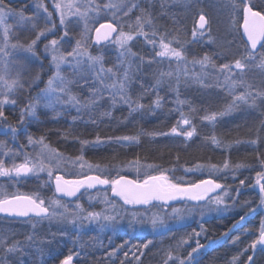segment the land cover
I'll use <instances>...</instances> for the list:
<instances>
[{
  "label": "snow or ice",
  "instance_id": "snow-or-ice-1",
  "mask_svg": "<svg viewBox=\"0 0 264 264\" xmlns=\"http://www.w3.org/2000/svg\"><path fill=\"white\" fill-rule=\"evenodd\" d=\"M240 3L243 13V35L246 37L243 50L234 59L217 63V59H220L222 54L204 53L202 56H193L191 59L187 54V45L189 43H199L200 38L207 36L208 43L214 42L211 37L209 21L203 13L199 14L198 21L192 29L191 41H181L178 36L169 38L171 34L160 32L154 24L151 12L141 7L140 0H115V2L109 0L108 3H104L102 6L95 3V0H53V8L59 16L58 26L53 21V12L49 11L48 7L42 2L35 5L36 11L32 15H26L24 8L15 9L12 7V0H0V124L4 125L0 126V134L11 135L15 138L22 131L21 128L8 124V115L5 111L6 106L16 107L19 104L17 93L20 92H27L29 95L25 96V103L20 107L17 121L19 125L25 123L26 117H34L38 106L54 108L59 104H68L79 113L82 110L98 106L106 98L105 94H107V99L113 106L122 103L128 106L130 112L146 109L154 113L164 104V97L159 94V88L164 83V78H172L174 75L176 87L173 90L177 93L175 103L179 106L189 104L188 101L179 99L181 78H184L185 83L188 80H194L202 86H207L205 81L209 76L214 75L216 85L225 89L232 97L231 102L226 104L223 110L211 113L205 112L199 117L201 121L215 122L218 117L236 109L240 103L254 105L258 97H264V91L253 90L251 85L246 84L243 77L246 72L252 70L264 72V7L257 10V5L251 4L250 0H240ZM101 7L112 12L113 23L101 24L95 30L97 43L99 42L101 29L107 28L108 31L104 34V38L109 39L112 33H116L112 42L120 49L117 57L118 62L111 67H105L102 56H94L86 50L87 43L83 36L76 39L73 45L70 34L69 25L79 23L81 19L85 21V32H87L89 13L101 10ZM41 9L46 15L41 16ZM137 12L139 14L135 15ZM133 15H135V20L133 23L127 24L128 30L125 31L121 20L123 18L130 19ZM10 19L12 23H8ZM40 20H43V28L39 27L38 22ZM17 30L33 31L35 37L30 41L21 42ZM57 30L62 33L59 38L48 40V36H55ZM138 37H143L146 43L152 45L154 57L161 58V61L167 59L169 64L174 62L178 71L175 74L172 71L161 72L155 83L147 87L141 82L140 87L143 92L133 99L130 89L135 81L130 71L133 64L130 57H135L136 54L131 51L130 42ZM42 38L47 40V43L44 44V55L46 59L50 56L49 68L53 71L47 79L45 87L40 89L35 97H32L30 95L31 88L41 82V73L38 71L31 79H24L23 73L28 70V66L20 62L14 54H23L26 60L36 62L39 59L36 48ZM10 57L11 59H9ZM137 59L141 63L151 64L154 62V58L145 60L144 57H137ZM124 65H127V67ZM10 66L17 68L14 77L9 75ZM197 66H199V71L196 70ZM42 68L41 62V70ZM65 68L71 69L74 79L62 74ZM73 85L88 89V97L82 100L79 96L74 95L72 93ZM237 88H243L244 90L237 93ZM150 90L154 95V99L145 106L141 101L149 94ZM174 111L179 112V118L168 132L153 131L146 134L150 136L183 137L185 141L198 135V129L194 123L197 109L189 104L187 113L183 111L182 107L174 109ZM102 115H111V113L104 112ZM262 127H264V124H262ZM258 138L250 141V143H258ZM109 139H114L116 142H139V135H124L110 137ZM207 139L217 147L222 144V141L214 133ZM101 142L99 136L92 142L82 140L81 151L85 145L92 144L95 146ZM27 144L33 146L34 149L38 146V151L34 156L24 153L23 162L20 163H16L14 159L15 156L21 154L20 152H13L11 149L7 152H0V157L13 158L10 165H6L5 159L0 158V177L18 178L28 174L47 172L49 181L54 180L55 193L61 196L76 197L79 200L77 193H80L81 189L87 191L100 185L109 186L112 197L119 198V201L122 202L118 205L116 200L110 199L105 193L103 203H105L106 208L102 211H86L81 204L76 203V210L70 213L71 219L69 222L73 224H76L77 221L81 224L84 221L89 223L103 221L101 227H107L110 223L123 219L124 214H130V226L137 223L143 224L147 220L156 229L158 224L163 225L164 222L156 213H153L151 217H146L145 213L150 208L159 207L163 210L170 207L173 218L182 219L183 210L172 207L170 202L206 201L207 205L214 204L216 205L215 210H220V206L225 204L224 198L229 196L228 188L214 179H202L199 182L185 184L181 179L170 175L174 171L173 169L161 168L159 165L154 164H142L139 158L130 160L125 165L136 172V178H129L126 175H120L121 169L118 168L113 169L117 172L115 177L110 174L106 175L107 169H102L98 164L88 163L84 160L83 155H80L70 162L81 169L85 167L89 171L95 169L97 174H83L81 178L66 179L64 175L59 173L66 159L70 160V158H65L57 149L45 143L44 136L34 139L29 134L27 135ZM4 147L6 145L0 141V149ZM257 159L261 171L256 172L257 179L255 183L259 186V203L264 205V183H261V180L264 179V156L258 155ZM204 167L206 166L197 164L193 168H185L184 171L186 173L194 172ZM210 167L216 172H222L233 167L239 169L244 165L238 163L233 166L229 160L225 159L222 166L211 165ZM239 183L244 185L245 181L240 180ZM217 190L222 191L215 196H210V193H215ZM236 192L238 196L239 188L236 189ZM245 203L247 204V202ZM137 206H143L144 212L142 213ZM58 209H63V212H59ZM207 210L213 211L214 209L208 207ZM191 211L192 209H188L189 213ZM252 211L254 209L249 208V212ZM0 213L14 217H25L28 218V222H31L33 218H39V220H50L56 217L68 219L69 209L59 198L51 200L46 205L45 200L36 194L0 192ZM201 215H203V209ZM247 215L248 213H245L241 216L240 222H243ZM240 222L233 227H243ZM32 226L35 228V224ZM247 231L245 229V233ZM191 235L199 236L200 233L194 230L188 239L191 238ZM188 239L177 241L175 254L170 247L165 253L163 264H201L200 250L206 246L200 244L199 240L196 241V247H192L186 256L181 255L180 250L188 244ZM239 240L240 237L237 236L232 239L231 243L235 245ZM215 243L217 242L210 240L207 247L210 248ZM33 244V235H27L22 241L16 239L14 233L11 236L0 234V264H25V257L31 255L29 248ZM150 244H152L151 240L139 246L136 249V252L140 253L139 255L136 252L132 253L137 264H140V258L144 255L141 249H147ZM258 246L259 251L264 252V221H261L258 236L234 255L230 264H240V257L249 251L253 255H248L244 264H254V255ZM37 251L42 253L41 249H37ZM116 251L118 249H114L109 255H115ZM128 255L129 252L124 253L125 258ZM72 259L73 256L68 255L60 261V264H71ZM121 264H124V262L121 261Z\"/></svg>",
  "mask_w": 264,
  "mask_h": 264
},
{
  "label": "trees",
  "instance_id": "trees-1",
  "mask_svg": "<svg viewBox=\"0 0 264 264\" xmlns=\"http://www.w3.org/2000/svg\"><path fill=\"white\" fill-rule=\"evenodd\" d=\"M19 2L12 0V7L16 8L17 3L20 4ZM260 2V0H253L251 4L257 5V10H259L261 7H264V3ZM192 10V15L186 25V33L182 38L187 41H191V32L195 20L200 13L205 14L206 17L208 16L209 26L212 28L209 15L202 5L198 3L196 5L195 3ZM152 16H156V10L153 11ZM228 19L232 29L235 25L239 28L240 13L234 16L230 15ZM102 21L107 20L102 19ZM78 28L77 26L76 30ZM233 31L234 34L229 35L228 39L232 40L231 46L234 48V53L227 56L225 58L227 60L234 59L244 47L245 40L239 34L238 29L234 28ZM78 33L76 31L75 35H78ZM136 43H139V41L137 40L132 43L134 50H136ZM188 49L191 54L214 53L208 44H202L200 42L189 43ZM144 51H146L145 48ZM42 60L43 68L42 70L40 69L41 82H39L38 86L31 88L30 95L32 97L42 88L47 76L46 71L49 64L45 57H42ZM154 81V79L150 80L148 85L153 84ZM159 94L164 97V104L154 113L146 109L130 112L127 106L120 105L112 109V115L109 120L96 122V118H90L87 121L83 119L71 120L68 113H63L64 115L58 116L54 111L42 110L38 112V117L33 122L25 124V127L32 136H44L45 140L50 142L55 148L71 155H77L79 153L89 163L94 165L98 164L101 168L107 169L112 174L116 172L113 170L114 168L125 166L128 161L136 158H139L142 164H154L159 165L161 168L173 169L174 171L170 174L175 176H181L185 168H193L197 164L205 165L206 167L211 165L222 166L225 159L229 160L233 166L238 163L243 164L244 167L239 169H234V167L230 169L231 172L227 175L208 176L228 188L229 196L227 197L230 203V210L226 214L213 216L199 223L194 222L169 229L158 237L147 235L139 238L121 234L113 237L114 243H120L122 240L125 241L126 248L123 249L124 253L132 249L136 250L139 246L151 240L152 244L147 249H141L144 255L141 256L140 263L162 264L167 250L171 247L175 254L177 241L188 239L189 235L195 230L200 235H191V238L188 239V244L184 245L180 250L181 255L186 256L192 247H196V241L199 240L200 244L206 246L200 250L199 256L201 264H230L232 257L258 235L261 221H264V212L261 210L263 205L259 203L258 185L255 183L257 179L256 172L261 171L257 156H264V127H262V124H264V111H262L260 116L248 115L241 117L227 115L217 118L214 123L201 121L199 117L205 114V112L221 111L227 104V95L218 89V91H212L206 97L200 99L194 98L189 101L185 97L186 101L193 108L197 109L194 123L197 126L198 135L194 136L191 140L185 141L183 137L177 136H150L146 133L153 131L168 132L179 118V113L178 111H174L172 100L168 96V90L160 89ZM147 96V100L141 101L145 106L154 98L151 90ZM189 104L184 106V110L187 112L189 110ZM5 111L6 115H8V124L17 127L16 122L19 118L20 105L18 104L16 107L6 106ZM126 114H129V119L131 120L129 123L122 122ZM56 121L63 124L61 132L51 130L53 123ZM213 133L222 141L220 147L213 145L207 139ZM124 135H139V142H116L114 139H109L110 137L114 138ZM97 136L105 140V143L99 146L85 145L81 151L82 140H93ZM257 138L258 143H250V141L257 140ZM119 174L136 178L133 174L127 172H120ZM203 178L204 176L190 173L184 175L181 180L187 184ZM240 180L245 181L244 185H240ZM261 183H264V179L261 180ZM38 184L34 181H26L17 186V189L19 192L28 194H34L38 191L42 194L52 192L49 184ZM237 188H239L238 196L236 192ZM249 208L254 209V211L249 212ZM245 213H248L246 219L240 222V217L245 215ZM238 222L242 223L243 227L234 228L233 226ZM245 229L248 230L246 233ZM93 233V231H88L84 235L92 236ZM225 234H228V239L226 238V240L222 241ZM108 235L105 234L104 238L107 239ZM237 236L240 237V240L234 245L231 241ZM210 240L216 241L217 243L209 248L207 245ZM56 246L57 242L53 244V247ZM103 249L92 252L89 256L84 257L85 260L81 258L75 262L77 264H121L118 263L121 253L114 255L110 259L107 256L105 246ZM65 252L59 253L57 251L51 257L44 260L43 263L58 264ZM248 255H253V253L251 251L244 253L240 257V264H244ZM124 261V264H134V258L131 256L125 258ZM254 264H264V252L259 251V247L254 255Z\"/></svg>",
  "mask_w": 264,
  "mask_h": 264
},
{
  "label": "rangeland",
  "instance_id": "rangeland-1",
  "mask_svg": "<svg viewBox=\"0 0 264 264\" xmlns=\"http://www.w3.org/2000/svg\"><path fill=\"white\" fill-rule=\"evenodd\" d=\"M17 1H20L19 3L21 5L17 3V7L15 9L24 8L26 10L25 11L26 15H32V13L36 11L35 5L37 3L40 2L44 3L45 6L48 7V10L53 12V21L57 24V26L59 25V16L53 8V0H17ZM252 1L253 0H250V3ZM260 1H261L260 3H264V0H260ZM108 2L109 0H95V3L101 4V6L104 3H108ZM113 2H115V0H113ZM140 3H141V7L144 9H148L151 12V14L153 13V11L156 10V16L153 17L154 24L156 25L157 28H159L160 32H166L171 34L169 38L178 36V38L181 41H187L182 38L186 33V25L189 22L190 17L192 15V11H193L192 7L195 5V3L196 5L197 3L199 5H202V7L208 13L210 22L212 24V28L210 29H211V37L214 42L208 43L207 42L208 37L205 36L203 38H200V43L208 44L209 48L212 51H214V53L222 54V57L220 59H217L216 61L217 63L225 62V60H227L225 58L234 53V48L233 46H231L232 40L228 39L229 35H231L232 33L234 34L233 29L237 28L241 36H242L241 33H243V31L240 28L241 19L239 23V28L238 26L235 25L233 29L228 19V16L230 15L234 16L238 13H240L242 17V5L240 3V0H140ZM40 14L41 16L46 15L43 13L42 9L40 10ZM138 14L139 12L135 13V15ZM135 15H133L130 19L123 18L121 20V23L124 24L125 31L128 30L127 24L134 22ZM102 19H106L107 21L113 23L112 12L108 9H103L102 7L101 10H98L96 12H90L89 17L87 19L88 31L85 32V21L81 19L79 20V23H74L69 25V28L71 29L70 34L72 36L73 45L76 39H80L83 36L87 43L86 50L94 56L95 55L102 56L105 67H111L112 65L118 62L117 57L120 52L118 46L114 44L112 40L101 47L91 46V38L93 31L99 23L104 22L102 21ZM8 23H12V20L10 19ZM38 24L40 28L44 27L43 20H40ZM77 26L79 27L78 30H76ZM76 31L79 32L78 35H75ZM17 34L21 42L30 41L32 38L35 37V32L33 31L17 30ZM61 34L62 33L59 30H57L55 36L52 35L48 36V40H51L53 38H59ZM191 39L192 37H190V40ZM137 40L139 41V43L135 44L136 50H134L132 48V43ZM45 43H47V40H44L43 38L41 39V41L38 42V47L36 48V52L39 59L34 63L29 60H26L23 54H14V56L20 62L25 63L28 66V70L23 73L24 79L26 80L31 79V77L35 75V73L38 71L41 73L40 71L41 62H43L42 57L43 58L45 57L44 55ZM188 46L189 44L187 45V54L189 59H191L193 56L199 57L203 55L196 53L191 54L189 52ZM130 47H131V51L136 54L135 57H130V59L133 61L132 68L130 71L132 72L135 81L130 89V94L133 97V99L137 98L143 92V89L140 87L141 82L146 86L150 83V80L152 79L156 80L161 72L172 71L175 74L178 71L177 66L174 62L169 64L167 59L161 61V58L154 57V51L152 45L146 43L143 37H138L136 40L130 42ZM144 48L146 51H144ZM62 50H63V46H62ZM137 57H144L145 60L154 58V62L151 64L146 62L141 63L137 59ZM9 59H11V57ZM49 60H50V56L49 58H47L48 64H49ZM137 65L139 66L137 67ZM124 66L127 67V65ZM196 70L199 71V66L196 67ZM52 71L53 70H51L49 67L47 68L46 71L47 76L45 78V81L43 82L42 88L45 87L47 79L49 78L50 75H52ZM16 72H17V68L10 66L9 75L14 77L16 75ZM62 74L68 78H73V79L75 78L72 76L71 69L69 68H65ZM243 79L246 82V84L252 86L253 90L264 91V72H261L259 70L248 71L244 74ZM205 83L207 86H202L201 84L195 82L194 80H188L185 83L184 78H181V83L179 87V99L186 100L185 97H187L189 101L194 98L200 99L206 97L210 92L218 91L219 89L222 90L227 95V99H228L227 104L231 102L232 97L228 94V92L222 87L216 85L214 75L209 76L205 81ZM38 85H34L33 87H36ZM175 87H176V81L174 75L172 78L165 77L164 83L160 86L159 90L160 89L168 90V96L170 100H172L174 109L182 107L183 111H185L184 106L186 104L183 106H179L175 103L177 99V93L176 91L173 90L175 89ZM40 89L38 90V93ZM243 90H244L243 88H237L236 91L238 93ZM72 93L74 95L79 96L82 100L86 99L89 95L88 89L80 88L79 86L76 85H73ZM27 95H28L27 92L17 93L20 107L23 106V104L25 103L24 98ZM105 96L106 98L103 101H101L98 106H93L90 109L82 110L79 113L76 111L74 107L68 104H59L56 105L54 108H45L43 106H38L36 108V114L34 117H26L25 123L23 125H19L16 122L17 127L19 126L18 128L22 129V131H20L17 137L13 138L11 135L5 136L0 134V141L4 142V144L6 145V147L0 149V152H7L9 149H11L13 152H20L21 153L20 155L14 157L15 160L18 159L16 163L23 162L24 153L30 154L31 156H34L36 154V151H38V146L34 149L33 146L27 144V135H29V132L27 131L25 124L33 122L38 117L39 111L42 110L54 111L58 116L64 115L63 113H68L71 120L83 119L87 121L90 118H96V122L99 121L104 122L111 118L112 109L119 107L120 105L127 106L122 103H117L115 106H113L111 105L110 101L107 99V94H105ZM147 99L148 96L146 95L143 100H147ZM262 111H264V97H258L254 105L240 103L236 109H234L230 113H226L223 116H227V115L228 116L234 115L241 117H245L248 115L260 116L262 114ZM104 112H110L111 115H102V113ZM185 112L187 113V111ZM130 121L131 120L129 119V114H126L122 122L129 123ZM0 126H4V125L0 124ZM62 128H63V124L56 121L53 123L51 130L61 132ZM33 137L34 139L39 138V136H33ZM95 140L96 139L88 140V141L92 142ZM101 141H102L101 143H98L95 146H99L105 143V140L101 139ZM45 143H47L50 147L57 149L47 140H45ZM89 146H93V145L89 144ZM57 150L60 153H62L65 158H70V160L66 159L65 163L61 166V170L59 173L61 175H64L66 179L81 178L83 174H97L95 169H93L92 171H89L86 167L84 169H81L77 165H74L73 163L70 162L75 160L77 156H80L79 153L77 155H71L59 149ZM0 158L5 159L6 165H10L11 160L13 159L12 157H0ZM118 169H121L120 172H127L129 174H133V176L136 177V172L134 170L127 168L126 166H122ZM230 172H231L230 169L223 170L222 172H216L214 169H212L209 166L194 172L186 173L185 171H183L181 173V176H175V175L174 176L178 179H183L184 175L195 173L197 175L204 176V178H210L208 177L209 175H227ZM116 173L117 172L112 174L108 170L105 172L106 175L110 174L112 177L113 176L115 177L117 175ZM26 181H31V182L34 181L39 183L40 185L49 184L51 186L52 189L51 193L42 194L40 191L34 193L38 195L41 199H44L46 205H48L51 200L58 198L54 193V190L52 188V181H49L47 172L28 174L27 176H22L18 178L0 177V192H7V193L10 192L9 194L12 193L28 194L25 192H19L17 189V186H19L21 183H24ZM257 189L259 191V186H257ZM105 193L110 199L116 200L118 205L122 203L119 201V198L111 197L109 186L107 188H97L93 191L83 190V192L79 195V200L76 199L74 201H67L65 199L59 198L61 202L63 204H66L69 209L68 219H61L59 217H56L50 220L49 219L39 220V218H33L31 222H28V218L19 219V218H9V217L0 216V234L11 236L14 233L15 238L22 241L25 239L27 235H33L34 244L29 248L31 255L29 257H25V264H44L43 263L44 260H46L48 257H51V255L57 251H59V253H63L64 251H66L65 254L62 255L63 257L61 258V260H63L68 255H72L73 259L71 263L74 264V262L78 259L82 258L85 260L84 257L89 256V254H91L92 252L104 250L103 249L104 246L106 247L107 256L110 259L113 258L114 255H109V254L112 253L114 249H118L115 255L121 253L120 261L118 262L121 263V261L125 262L124 261L125 256H123L124 255L123 249L126 248V245H125V241L123 240L120 243H114L113 237L117 234L127 235L130 237L135 236L139 238L147 235L158 237L160 235H163V233L169 229L180 227L194 222L199 223L202 220L209 219L213 216L224 215L230 210V203L228 202V197L224 198L225 204L220 206V210H215L216 205L214 204L207 205L206 201L171 202L170 204L172 205V207L183 210V218L174 219L170 207H166L163 210H161L159 207L150 208L145 213L146 217H151L153 213H156L161 217V219L164 222L163 225L158 224L156 229H154L150 221L147 220L143 224L137 223L134 226H130L129 224L130 214H124L123 219H119L115 223H110L107 227H101V224L104 223L103 221L92 222V223H89L88 221H84L83 224H81L79 221H77L76 224L69 222V220L71 219L70 213L76 210V203L81 204L86 211L104 210L106 208L105 203H103V197ZM218 193L219 191L210 194V196H215ZM208 207H211L214 210L208 211L207 210ZM137 208H139V210L142 213L144 212L143 206H137ZM188 209H192V211L189 213ZM202 209H203V215H201ZM261 210L264 212V205L263 208L261 207ZM58 211L63 212V209H58ZM33 224H35V228H33L32 226ZM88 231L94 232L92 236L84 235V233ZM105 234H109L107 239L104 238ZM223 237H222L223 239L221 238L222 241L226 240V238L228 239V234ZM56 242H57V246L53 247V244ZM37 249H41L42 253L40 251H37ZM128 252L130 254L128 257L130 256L133 257L132 253L136 252V250L132 249L129 250ZM136 254L138 255L140 253L136 252ZM58 264H60V262ZM75 264L77 263L75 262ZM134 264H137L135 258H134ZM140 264H144V263H140Z\"/></svg>",
  "mask_w": 264,
  "mask_h": 264
},
{
  "label": "water",
  "instance_id": "water-1",
  "mask_svg": "<svg viewBox=\"0 0 264 264\" xmlns=\"http://www.w3.org/2000/svg\"><path fill=\"white\" fill-rule=\"evenodd\" d=\"M198 18H199V15H198V17H197L196 20H195L194 26H195L196 22L198 21ZM206 18H207V17H206ZM108 23H112V22H110V21H104V22L99 23V24L95 27V29H94V31H93V34H92V38H91V46H95V47L103 46L104 44L109 43V42L115 37L116 33H112L111 36L109 37V39H105V38H104V34L108 31V29H107V28H103V29H101V31H100V38H99V42L97 43V34H96V31H95V30H96L97 28H99L101 24L106 25V24H108ZM242 24H243V19H242ZM90 175H94V174H90ZM126 176H127V175H126ZM128 177H129V178H132V177H130V176H128ZM68 179H77V178H68ZM203 179H212V178H203ZM200 180H202V179H200ZM200 180H197L196 182H199ZM218 183H219V182H218ZM107 187H108V186H100V185H98L96 188L88 189V191H93V190H95V189H97V188H107ZM52 188H53L54 193H55V184H54V180L52 181ZM83 190H84V189H81L80 193H77V196H78V197H79V195L83 192ZM218 191H220V190H217V192H218ZM215 193H216V192H215ZM210 194H213V193H210ZM55 195H56V197H58V198H60V199H65V200H67V201H74V200L77 199L76 197H66V196H61L60 194H57V193H55ZM110 195H111V197H112L111 191H110ZM112 198H115V197H112ZM174 202H177V201H174ZM170 203H171V202H170ZM0 216H1V217H9V218L25 219V217H14V216H8V215L5 214V213H0Z\"/></svg>",
  "mask_w": 264,
  "mask_h": 264
},
{
  "label": "flooded vegetation",
  "instance_id": "flooded-vegetation-1",
  "mask_svg": "<svg viewBox=\"0 0 264 264\" xmlns=\"http://www.w3.org/2000/svg\"><path fill=\"white\" fill-rule=\"evenodd\" d=\"M242 16H243V13H242ZM240 28H241V30L243 31V28H242V17H241V24H240ZM242 34V38H244L245 39V36L243 35V33H241ZM246 40V39H245ZM203 221V220H202ZM187 225V224H186ZM72 264V263H71Z\"/></svg>",
  "mask_w": 264,
  "mask_h": 264
}]
</instances>
